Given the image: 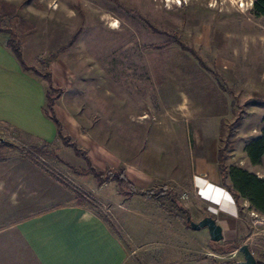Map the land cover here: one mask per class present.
<instances>
[{"label":"rangeland","instance_id":"obj_1","mask_svg":"<svg viewBox=\"0 0 264 264\" xmlns=\"http://www.w3.org/2000/svg\"><path fill=\"white\" fill-rule=\"evenodd\" d=\"M116 1L0 0V24L29 49L30 66L52 72L54 85L63 90L56 115L63 134L88 154L93 167L102 172L124 170L138 189L166 185L173 189L177 206L163 196L126 199L114 182L100 186L93 176H77L65 166L61 161L87 169L86 161L59 138L47 145L27 143L0 126V217L7 220L52 206L77 205L79 191L89 195L88 208L124 244L125 264H241L239 248L216 253L178 210L189 212L195 222L218 214L213 204L202 200L208 177L198 169L195 145H208L202 148L207 157L215 158L224 144L213 140L219 121L191 120L172 87L153 83L147 60L162 49L151 47L166 45L170 38L153 32L145 19L161 31L177 34L220 75L235 110L230 126L254 109V102L263 101L257 97L260 82H255L254 57L242 54L244 49L253 51L255 32L264 31V19L254 17V5L240 8L239 0ZM78 30L82 33L75 44L63 49ZM240 125L241 121L234 126L230 138L227 166L252 172L242 151L250 137ZM192 162L195 177L188 178ZM9 194L17 205H12ZM237 208V236L227 232L220 245L229 249L244 240L261 260L264 215L244 199Z\"/></svg>","mask_w":264,"mask_h":264},{"label":"crops","instance_id":"obj_2","mask_svg":"<svg viewBox=\"0 0 264 264\" xmlns=\"http://www.w3.org/2000/svg\"><path fill=\"white\" fill-rule=\"evenodd\" d=\"M7 39L6 35L0 34V126L11 136L25 139L27 143L52 144L58 140V130L45 113L48 85L22 69L6 48ZM22 49L25 61L33 65V57L28 56L29 49L25 45ZM245 51L244 58L254 57L255 82H260L257 97L263 101L254 102V109L247 110L241 120L240 127L244 125L245 133L250 137L242 143L243 159L253 167L251 173H260L264 178V157L261 165L254 166L245 152L246 146L260 137L258 131L264 129V31L255 32L253 51ZM147 65L149 76L157 87L170 86L182 98L191 120L219 121L221 128L223 120L229 122L232 118V99L228 93L180 48L169 46L150 55ZM57 102L54 106L56 115ZM220 128L219 134L214 132L213 138L218 142L221 141ZM195 146H198L200 157L198 169L201 175L208 177L206 189L201 193L202 200L217 209L218 214L210 217L222 226L224 239L227 232L236 238L238 208L234 197L222 185L218 152L215 158H209L205 147L202 148L208 145ZM191 168V171L190 166L187 169L188 178L195 177L193 162ZM9 199L13 206L17 205L10 194ZM197 232L200 237L211 240L208 229ZM127 257L120 238L89 208L57 205L19 218L3 220L0 217V264H125Z\"/></svg>","mask_w":264,"mask_h":264},{"label":"trees","instance_id":"obj_3","mask_svg":"<svg viewBox=\"0 0 264 264\" xmlns=\"http://www.w3.org/2000/svg\"><path fill=\"white\" fill-rule=\"evenodd\" d=\"M115 2L117 1L115 0ZM253 12L255 17H264V0L255 1ZM145 22L147 23L149 28L153 30V32L157 34H164L170 38L169 43H167L166 45L154 46L151 47L152 49H163L172 44L176 45L183 52L190 55L198 63L200 68L204 70L207 74L212 76L217 81L220 88L224 90V88L219 82L220 75L205 62V60L200 56L198 51L183 42L177 34H170L166 31L159 30L148 19H145ZM0 32L6 33L8 35L6 48L13 54L22 69L24 71L33 73L34 75L47 82L48 89L46 93L45 113L56 124L58 130V138L63 142L65 146L71 147L77 156L83 158L86 161L87 169H78L64 161H61L63 162V164H65V166L70 168V170L77 176H93L98 181L100 186L106 184L109 181L114 182L119 187L120 193L124 195L126 199H133L135 197L152 199L155 196H163L171 199V201L176 204L175 206H177V199L173 189L169 188L166 185L158 188L138 189L124 170L108 169L106 172L96 170L93 167L92 160L88 156V154L82 151L76 143L71 142L68 136H65L63 134L62 124L58 120L54 109L56 101L63 94V90L57 88L54 85V78L52 72L40 71L34 66H30L29 64H27L24 59L22 46L18 42L17 36L14 31L2 28V25L0 24ZM81 33L82 31L78 30L71 39V41L68 43V45L63 49L72 47L78 40ZM232 113L235 115V110H232ZM240 121L241 116L236 117L235 121L231 126L227 120H223L221 122L220 140L222 144H224L223 147L220 148L218 151V165L220 170L221 181L226 190L234 197L235 202L238 206H240L241 200L244 199L252 205L253 209L256 212L264 215V179L259 178L256 174L251 173L243 168L236 166H227V160L229 159V154L227 153V150L229 149V146L231 144L230 138L235 133L234 126L237 125ZM228 127L230 128L226 139L225 134ZM245 152L252 165L256 166L262 164V159L264 157V129L261 131L260 137L253 140L246 146ZM29 155L30 157L34 158V156H32L31 154ZM87 199H89L88 194L79 191L76 192V200L78 202L77 206L87 209ZM178 210L183 211L187 215V218L190 217L189 212L184 211L183 208L179 207ZM173 214L174 217H179L175 213ZM186 223L189 226V223L187 221ZM243 243L244 240L238 242L233 248L228 249L222 247L220 243H215L210 240V247L216 253L225 254L228 253L230 250H237ZM258 264H264V256L261 258V260H258Z\"/></svg>","mask_w":264,"mask_h":264},{"label":"water","instance_id":"obj_4","mask_svg":"<svg viewBox=\"0 0 264 264\" xmlns=\"http://www.w3.org/2000/svg\"><path fill=\"white\" fill-rule=\"evenodd\" d=\"M189 227L194 231H200L202 229H208L211 241L215 243H220L224 239L223 228L219 225L215 218L206 216L199 222L193 221L191 218H187ZM239 251L244 256V261L241 264H258V261L251 251L250 247L243 244L239 247Z\"/></svg>","mask_w":264,"mask_h":264},{"label":"built area","instance_id":"obj_5","mask_svg":"<svg viewBox=\"0 0 264 264\" xmlns=\"http://www.w3.org/2000/svg\"><path fill=\"white\" fill-rule=\"evenodd\" d=\"M239 3V7L240 8H252L253 7V5H254V0H249V1H245V0H239V1H237V4ZM3 141L2 142H4V139H2ZM188 194H186V193H184L183 195H182V199H184V200H186V199H188Z\"/></svg>","mask_w":264,"mask_h":264},{"label":"bare ground","instance_id":"obj_6","mask_svg":"<svg viewBox=\"0 0 264 264\" xmlns=\"http://www.w3.org/2000/svg\"><path fill=\"white\" fill-rule=\"evenodd\" d=\"M183 0H177L178 4H182Z\"/></svg>","mask_w":264,"mask_h":264}]
</instances>
